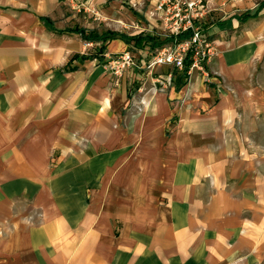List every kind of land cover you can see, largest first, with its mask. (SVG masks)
<instances>
[{"label": "crops", "instance_id": "crops-1", "mask_svg": "<svg viewBox=\"0 0 264 264\" xmlns=\"http://www.w3.org/2000/svg\"><path fill=\"white\" fill-rule=\"evenodd\" d=\"M261 1L210 0L209 78L161 91L105 57L159 46L71 30L140 34L99 29L125 0H0V264H264Z\"/></svg>", "mask_w": 264, "mask_h": 264}, {"label": "built area", "instance_id": "built-area-1", "mask_svg": "<svg viewBox=\"0 0 264 264\" xmlns=\"http://www.w3.org/2000/svg\"><path fill=\"white\" fill-rule=\"evenodd\" d=\"M212 10L210 0H159L153 13L161 21L164 38L171 37L169 42L156 48L142 63H138L131 49L106 54L110 73L119 78L130 67H137L142 77L139 88L147 81L161 91L171 87L175 71L189 75L197 70L209 78L206 65L216 55L207 29V17ZM182 33H188V36L177 37ZM166 65L169 69L164 72Z\"/></svg>", "mask_w": 264, "mask_h": 264}, {"label": "trees", "instance_id": "trees-1", "mask_svg": "<svg viewBox=\"0 0 264 264\" xmlns=\"http://www.w3.org/2000/svg\"><path fill=\"white\" fill-rule=\"evenodd\" d=\"M264 6V0H262L257 9L253 12H244L241 14H234L233 16L236 17L237 19H246L247 17H251V16H256L258 11L260 10V8ZM72 31L79 33L85 40H93V41H106V40H111V39H115V38H120L122 40H124L125 42H130L131 40H133L136 43H140L141 41H145L148 42L149 44H152V47H154V40L153 37L147 35V34H137V35H127L125 33H121V32H117V31H106L102 34H96L92 32L87 33L85 28H81V27H74L71 28ZM188 36V33H182V34H178L177 37L179 38H185ZM171 37H167L164 40L160 41L158 43V46H160V44H163L165 41H169Z\"/></svg>", "mask_w": 264, "mask_h": 264}, {"label": "rangeland", "instance_id": "rangeland-1", "mask_svg": "<svg viewBox=\"0 0 264 264\" xmlns=\"http://www.w3.org/2000/svg\"><path fill=\"white\" fill-rule=\"evenodd\" d=\"M122 5H123L122 12H120L118 14V20L117 21H112V22H109L108 20L102 21V23L100 24V27H99L100 30H105V29L112 28V29H117V30H123V31H130V32L140 33L139 32L140 28H138V27L134 28V25L132 23L126 21L127 20V16L132 15L130 13V10H133L131 4L129 3L128 0H125V2L122 3ZM212 12L213 11H211L210 14L208 15V17H207L208 20H211L210 17L212 15ZM151 15H152V17L150 18V20L151 19H154V20L158 19L155 13H152ZM140 18L142 19L141 16H140ZM87 19H91V18L89 16H87ZM212 19H214V17ZM146 21L148 22V19ZM157 21H158V23L161 22L159 19ZM149 30L150 31H148L147 29L146 30H141V32H144L145 34L153 37L154 45L158 46V43L165 39L164 38L165 37L164 36L165 32L163 31V27L159 28L158 32H157V30L155 28H152V29H149ZM168 42L169 41H165L163 44H167ZM161 45L162 44H160V46ZM150 46L152 48V44H150Z\"/></svg>", "mask_w": 264, "mask_h": 264}]
</instances>
